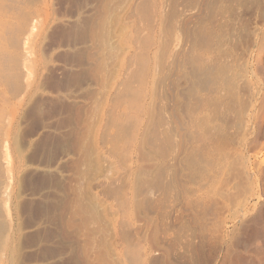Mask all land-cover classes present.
Here are the masks:
<instances>
[{
    "label": "bare ground",
    "instance_id": "bare-ground-1",
    "mask_svg": "<svg viewBox=\"0 0 264 264\" xmlns=\"http://www.w3.org/2000/svg\"><path fill=\"white\" fill-rule=\"evenodd\" d=\"M250 1L185 13L194 20L182 46L159 43L155 54L168 0H0V264H32L12 258L38 250L44 257L33 264H58L73 242L95 247L106 230L88 221L95 210L76 180L96 159L118 165L122 197L111 211L125 216L145 184L146 147L167 132L175 136L166 137L174 143L166 178L176 191L169 217L193 213L211 264H264V168L249 154L264 141V11L244 59L231 49L240 34L232 16ZM156 104L166 121L152 122ZM31 233L36 243L21 247ZM133 247L141 261L143 247ZM111 255L108 264H120Z\"/></svg>",
    "mask_w": 264,
    "mask_h": 264
},
{
    "label": "rangeland",
    "instance_id": "rangeland-1",
    "mask_svg": "<svg viewBox=\"0 0 264 264\" xmlns=\"http://www.w3.org/2000/svg\"><path fill=\"white\" fill-rule=\"evenodd\" d=\"M217 1L218 0H202V1L201 0H168L167 2L168 4L167 3L165 4L166 6L168 5L167 8L163 6V8L165 7V13L162 11L163 20L159 22L161 20L160 17L156 19L157 22L155 20V22L158 24H155L157 27L155 30L156 38H155L154 53L155 54L161 53V50H159L160 52H158V49L162 47V45L160 47V44L164 45L163 48H165V46L166 47L168 46V48L170 49L177 47V46H182L183 41H184V36H183L184 29L190 26V24L194 20V18L191 20L189 18L184 19L185 17L183 15L193 10L195 13L199 11L198 13H196V15L200 14L203 11L201 15L207 16L209 7L214 6ZM263 9H264V0H251L249 4H246V6L244 5L242 8L239 9L238 12L234 13V15L232 16L231 20L236 26V28H238V30L240 31V34H238V38L236 40L237 43L235 42L236 43V44L234 43L235 45L232 44L231 49L233 50L234 53L236 52L238 57L240 56L243 57L244 54L242 53H244L247 46L251 45L252 40H253L251 33L253 32L254 27L256 25L261 26L260 24H263V21H262L263 18H261L263 16L262 14L264 11ZM140 20L138 23L139 27H143V26L145 27L146 22L143 20L141 21ZM244 30H246L247 34ZM243 59H240V60H243ZM152 62H155L153 58H152ZM157 104L159 105V103ZM157 104H156V108H158V110H155L154 115L151 117V120H153L152 122L154 121L158 122L159 120L158 118L162 120L163 115L165 117L163 121L164 120L166 121V114L162 111L161 113H159V111L162 109L159 110V107ZM156 122L153 124V125L156 124L154 126L155 128H157L159 125ZM167 126L165 125V128H163L164 130L163 132H166L168 130L169 125ZM168 133L169 132H167L166 135L162 134L163 136L160 135L161 138L159 137L160 138L159 141H156L154 145H151V142L150 144H148L149 146L151 145L150 146L151 149L153 148L155 149L153 150L154 152H152L151 154L149 153V151H152V150L148 148L149 146L146 147L147 148L146 152L148 156H151L150 158H152L150 159V161L148 160V163L153 166H149L148 163H144V166H146L147 164L148 165L145 168H143L144 170H142L140 174L141 180L145 181V184L142 190L140 189V198L138 199L136 206H133L132 209H130L125 216L123 214H120V218L119 219L117 218L118 220L116 219V217H118L119 214H117V216L114 217L115 214L113 215L111 208L112 206H114L113 208L117 209L116 206L117 205L120 206V203H121L122 194L119 193L121 188H119L120 187L118 185L119 177L117 176V172L120 167H118V165L116 164L115 166H117V168L114 165H113L114 167L112 166L113 168L109 167L110 169L106 166L102 167L101 164H99V160L96 159V161L94 160L92 165H90L88 168L85 167L83 169L81 176L75 182V188L78 190V191L76 190V192L78 194H81L85 198L84 200H86V202L90 204L91 207L95 210L93 211V213L94 212L95 213L92 215V218L90 217L88 221L91 220L90 222L91 223L93 222L94 225H97V223L99 222L98 223L99 226L97 225V227L101 228L99 229V231L106 230L104 234L101 232L103 236L105 234L106 236L103 238V236L101 237L100 234H98L97 243L95 241V244H94L95 247H91V248L86 247L83 243L81 244L78 241L73 242L74 245H76L77 247L75 248L74 253L70 255H68L64 251L65 247H62L63 249L56 250L55 252L57 253L58 252L61 253V250H63L67 255L66 259L64 258L65 262L61 261L58 264H72V263L76 264L77 262H78L77 264H84V263L85 264H94V263L95 264H108V262L106 261V258L110 259V257H107V256L111 255V253H112L111 257L114 254L113 256L114 258H119L118 261L120 264H211L210 257L213 255V251L210 246H206L203 243L202 241L203 239L201 238L199 234L200 232L198 231L200 228L197 227L198 222L194 220L195 218H193V216H191L193 215V213L190 211L191 212L190 214L188 210L185 212L186 215L184 214L182 217H179V219L177 218L176 221L173 220L174 222L169 217L170 214H168V210H169L168 206L171 204L172 199L174 200V198L176 197V195L174 194L175 189L174 187H171L172 183L170 182L169 178H166V176L168 177V173H169L167 171L168 169L167 166H165L166 165L165 161L167 160L166 156L168 157L171 154L172 148L170 149V147H173L171 145L174 144L173 140H175L174 138L175 136L173 137L172 133L170 135H167ZM166 137H171V139L173 140H171L170 138L167 140ZM10 150H11V158L13 159L12 161H14L15 159L14 148L11 147ZM249 154L252 156V161L254 162L255 167L264 168V141L259 146H255L251 148ZM164 157L166 159L163 160ZM151 161L152 163H150ZM78 181H81V182L79 183ZM12 185H14L13 187H15V181H14V184ZM145 186L147 187L146 189H145ZM255 190H257V188ZM146 192H148V194L146 195L148 196V198L145 199L144 193ZM155 194L157 196L156 198H154ZM1 206L2 205L0 204V208ZM8 207L10 208V211L11 210L13 211L15 207V202L10 201V204ZM201 216L202 218L204 217L206 218V215L205 216L201 215ZM114 219L117 220L118 224L116 223ZM113 220L115 221L116 224L114 223ZM4 221L6 222V223L4 222V227L9 228L11 225L9 219L8 221L4 219ZM110 221L112 224L114 223L113 225H115L114 227L112 226L113 229L114 228L115 230L117 229L116 232L113 231L115 233L109 232L110 230L111 231L113 230V229H109V227L111 228L110 226L111 224L109 223ZM126 222L128 223V225ZM108 223L110 225H108ZM105 225H107L108 227H105ZM107 230H108V234H107ZM3 231L5 232L4 229ZM3 231L0 232V235H1L0 240L2 237V240L0 242V254L2 255H3L2 248L4 246L3 241L5 240V236H4L5 233ZM32 234L34 235V233H31V234H28L27 236L25 235L26 236L25 238H22L21 242H23V245L21 244V247H25L28 245L33 246L36 243V240L33 239L34 236ZM31 235L33 237H31ZM99 236L101 239L99 238ZM81 239L84 240L85 238H81ZM134 244H135V247H133ZM137 244L143 247L144 256H143V259H141V261H139L140 258L137 259V256L134 254V252L132 253V251H134L135 249H130L132 247L136 248V246H138ZM84 248H87L85 249L86 251L84 250ZM92 248L94 249L92 250ZM127 248H129V250L131 251V254H134V257L130 256L131 255L130 252L125 251L128 254H130V255L127 254L128 255L127 257L126 253L124 252V250H127ZM38 251H26V252L21 251L22 253L21 252L16 253L12 259L19 260V257H20L21 260H24L25 262L32 261L31 263L33 264L36 260L42 259V257H44L43 255L44 253L41 252L42 250H38ZM105 251H107V253L110 252V254L108 253L106 258H102L103 252ZM152 251L154 252L157 251L156 254L158 255L152 256L151 255ZM115 252H117V254ZM115 254L117 255V257ZM104 255L106 254L104 253ZM113 257L111 259L114 260Z\"/></svg>",
    "mask_w": 264,
    "mask_h": 264
}]
</instances>
